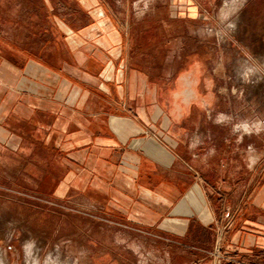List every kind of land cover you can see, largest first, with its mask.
I'll return each mask as SVG.
<instances>
[{
	"label": "crops",
	"instance_id": "0c3cea01",
	"mask_svg": "<svg viewBox=\"0 0 264 264\" xmlns=\"http://www.w3.org/2000/svg\"><path fill=\"white\" fill-rule=\"evenodd\" d=\"M168 1L199 8L0 0V200L9 182L13 200L71 204L110 233L111 264H241L212 257L219 239L264 264V150L154 74L164 64L150 40L165 21L149 8ZM15 251L0 240V264Z\"/></svg>",
	"mask_w": 264,
	"mask_h": 264
},
{
	"label": "rangeland",
	"instance_id": "374dc122",
	"mask_svg": "<svg viewBox=\"0 0 264 264\" xmlns=\"http://www.w3.org/2000/svg\"><path fill=\"white\" fill-rule=\"evenodd\" d=\"M197 3L188 13L169 1L149 8L151 21L157 15L165 21L154 26L159 38L150 40L156 62L164 64L154 74L167 83L180 80L182 95L200 97L199 112L220 121L213 127L232 133L248 125L247 141L264 150V0ZM2 187L0 240L20 251L16 264H111L110 233L94 231L92 217L62 200L28 194L13 200V184ZM116 253L134 259L125 248Z\"/></svg>",
	"mask_w": 264,
	"mask_h": 264
},
{
	"label": "built area",
	"instance_id": "2783aa9c",
	"mask_svg": "<svg viewBox=\"0 0 264 264\" xmlns=\"http://www.w3.org/2000/svg\"><path fill=\"white\" fill-rule=\"evenodd\" d=\"M212 257H214L216 260H225L231 263H241V264H246L240 260L235 259L232 255L225 253L223 251V246L221 243V240L219 239V241L216 243V245L213 247V249H211V251L209 252Z\"/></svg>",
	"mask_w": 264,
	"mask_h": 264
},
{
	"label": "bare ground",
	"instance_id": "6f19581e",
	"mask_svg": "<svg viewBox=\"0 0 264 264\" xmlns=\"http://www.w3.org/2000/svg\"><path fill=\"white\" fill-rule=\"evenodd\" d=\"M233 8V7H232ZM244 129H248V125H245L244 126ZM32 251H30V249L28 250V254H29V257H30V255L32 254L31 253ZM1 255V254H0ZM3 257V256H2ZM53 257V256H52ZM51 257V258H52ZM38 258V257H37ZM33 259H34V257H33ZM60 259V258H59ZM60 261V260H59ZM5 262V261H4ZM28 262H29V264H37V262H36V260H28ZM27 262V263H28ZM4 264V263H3ZM63 264V263H62ZM69 264V263H68Z\"/></svg>",
	"mask_w": 264,
	"mask_h": 264
},
{
	"label": "clouds",
	"instance_id": "9594fccd",
	"mask_svg": "<svg viewBox=\"0 0 264 264\" xmlns=\"http://www.w3.org/2000/svg\"><path fill=\"white\" fill-rule=\"evenodd\" d=\"M247 131V129H245Z\"/></svg>",
	"mask_w": 264,
	"mask_h": 264
}]
</instances>
